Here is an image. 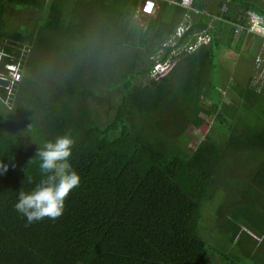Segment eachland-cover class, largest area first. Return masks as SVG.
I'll use <instances>...</instances> for the list:
<instances>
[{
  "label": "trees",
  "instance_id": "obj_1",
  "mask_svg": "<svg viewBox=\"0 0 264 264\" xmlns=\"http://www.w3.org/2000/svg\"><path fill=\"white\" fill-rule=\"evenodd\" d=\"M137 1L0 0V162L8 165L0 172V264L264 261V81L230 80L219 57L243 49L264 61V39L252 33L245 45L246 30H233L247 10L264 16V0L221 1L224 10L211 12L193 0L190 32L208 42L152 75L150 57L183 9L171 8L169 20L158 12L143 27L133 19ZM11 63L21 74L14 85ZM189 127L203 136L192 148ZM66 134L80 185L59 218L28 224L14 207L19 191L41 179L38 149ZM235 172L253 191L249 217L248 192L225 185ZM218 192L229 196L208 242L202 221ZM246 220L248 244L239 227Z\"/></svg>",
  "mask_w": 264,
  "mask_h": 264
},
{
  "label": "clouds",
  "instance_id": "obj_2",
  "mask_svg": "<svg viewBox=\"0 0 264 264\" xmlns=\"http://www.w3.org/2000/svg\"><path fill=\"white\" fill-rule=\"evenodd\" d=\"M224 1L228 2L229 0ZM167 2L169 4L177 5L178 7L183 9L182 20L173 30L172 37H168V39L164 43H162V48H160L152 57H150L155 62L150 75L157 73L163 66L168 65L169 61L172 60L180 51L184 50L187 52H191L201 44H206L209 40L208 35H206L203 31L190 32L192 28V21H190L191 18L186 14V12L192 9L193 0L191 1V5L189 8L183 7L180 4V0H167ZM156 5L157 0H155V8ZM141 6L137 11V15H142L141 17H144L152 14L143 13L141 11ZM223 7L224 4L220 9L222 10ZM247 11L244 14V24L246 22ZM238 24L240 23H237L235 25V28L233 29L234 33ZM178 27H184V30L180 35L176 33ZM184 35H188L191 37L189 38V40H185L184 42H182V38ZM199 37H201V39H199ZM189 45H195L194 49L188 50L187 47ZM165 48H168L169 52L167 58L164 61H161V57L165 54ZM256 58L257 56L255 57V59ZM262 62L264 61L262 60L259 63L262 64ZM259 63H257V65L261 66V64ZM6 69L8 70V73L6 74L7 79L11 80V84L17 83L19 79L15 81L12 80V72L16 71L17 76L19 77L18 66L15 63H11L6 65ZM263 70L264 66L262 67L260 72L258 70V74H260V81L253 83L252 79V85H258L262 81H264ZM250 77L252 78V76ZM73 145V138L71 137V135L66 134L57 137L54 141L46 142L43 148L38 149V151L36 152V155L40 159L39 168L42 173L41 179L35 184L34 188L30 192L20 190L18 194V201L14 205L15 209L27 218L28 224L40 221L45 217L52 220L59 218L64 212L66 198L74 188L80 185V176L72 168V165L69 162V158L72 155ZM7 170L8 165L0 162V172H7ZM28 183H33L31 177L28 178Z\"/></svg>",
  "mask_w": 264,
  "mask_h": 264
},
{
  "label": "rangeland",
  "instance_id": "obj_3",
  "mask_svg": "<svg viewBox=\"0 0 264 264\" xmlns=\"http://www.w3.org/2000/svg\"><path fill=\"white\" fill-rule=\"evenodd\" d=\"M218 0H206V3L208 4V7H210V3L212 2H216ZM138 18H140L142 15H137ZM145 22L141 21L139 23V25H144ZM251 32H246V35L248 36L245 39L244 44L249 43L250 41H252V37H250ZM122 50H120L119 52H121ZM243 51H245V53H243ZM241 51V53L239 52H235L232 49H225L223 52L220 53V58H221V63L225 64V67L228 70V74L229 75H233L231 79H233L234 77H236V79L241 80V75L240 74H250V76H252L253 79V83L259 82L260 81V74H258V70L259 72L261 71L262 67L264 66V62L259 63L260 62V58L257 57L256 59L252 58L249 53L247 52V50H243ZM126 56H131L132 53V49H129L126 53ZM258 56V55H256ZM126 64H128L129 66H131L134 61L133 59H126L124 61ZM257 63L261 64V66H258ZM9 67V66H7ZM222 73H225L224 70H222ZM11 76V75H10ZM9 76V77H10ZM11 79V78H10ZM17 79H21V74L19 75V77L17 76L16 71L12 72V80H17ZM11 81V80H10ZM218 84L221 87V82L218 80ZM11 85H14L13 83ZM12 92V91H11ZM225 93V91L223 92V94ZM8 94V92H7ZM225 99L227 100V97H225ZM207 105V103L205 104ZM209 122V121H208ZM187 134L189 135V142L187 147L188 148H192L194 147L198 141L203 137L201 134L200 129H196V128H192L189 127L187 129ZM230 174H228L229 176ZM232 176H234V179H231L230 181H226L225 185H229L231 187H228L227 191L229 192H233L234 190H239V191H243L246 190L248 192V197L246 198V200L242 203L243 205L247 206L248 208H250L248 210L247 213V217H249V213L250 210H252V208L255 209V205H250V201L253 197V191L251 189V187L248 185L246 180H242L243 177L240 176H244L243 174H240V172H235L233 174H231ZM218 177V176H217ZM220 179V181L223 180V177L220 176L218 177ZM259 191L256 195V197H258ZM229 195H226L224 192H218L216 193V200H214V205L211 207H207L205 208L206 213L203 216V228L201 230L202 236L209 242V240H213L214 236L216 238V236H218V231L219 228L221 226V223L224 221L223 219H218L216 222L214 221L215 219V212L219 211L220 208L222 207V204L224 202V200L228 197ZM262 200H264V198H262ZM237 200H233V203L230 207V209L228 211H232L234 210V208L238 207V205H236ZM263 202V201H262ZM259 208H257L258 210ZM264 215V210L261 212V217ZM261 220V219H260ZM251 223L249 220L246 221H242L239 223V227H240V231L243 232L242 234V242L244 244H248L249 243V238L247 236L244 235V232H248L251 233L253 230L250 227ZM257 238V240L260 239V237L255 236ZM222 243V242H221ZM221 244H219L218 247H220ZM264 254V250L263 253ZM254 264H264L263 258L261 256H259V258H257V260L254 262Z\"/></svg>",
  "mask_w": 264,
  "mask_h": 264
},
{
  "label": "built area",
  "instance_id": "obj_4",
  "mask_svg": "<svg viewBox=\"0 0 264 264\" xmlns=\"http://www.w3.org/2000/svg\"><path fill=\"white\" fill-rule=\"evenodd\" d=\"M191 1L192 0H180V4L185 8H189L191 5ZM154 8H155V0H144L141 6V11L143 13L151 14L153 13ZM223 9L224 7L222 8V10ZM243 28L246 30V32L259 34L264 38V16L255 11L248 10L247 15H246L245 24L244 25L238 24L235 29L236 35H239L240 31ZM183 30H184V27H178L176 33L180 35L183 32ZM199 39H201V37H199ZM194 47L195 45H189L187 49L192 50L194 49ZM257 57H259L260 61H262L260 56H257Z\"/></svg>",
  "mask_w": 264,
  "mask_h": 264
},
{
  "label": "crops",
  "instance_id": "obj_5",
  "mask_svg": "<svg viewBox=\"0 0 264 264\" xmlns=\"http://www.w3.org/2000/svg\"><path fill=\"white\" fill-rule=\"evenodd\" d=\"M202 1H203L204 5L206 6V7H205V10H206L207 12H211L212 10H213V11L220 10V8H221V6H222V4H223L222 2H224V0H218V1H216V2H212V3H210V7H208V4L206 3V0H202ZM221 1H222V2H221ZM137 2H138V3H137V9H136V11H135V13H134V15H133V19H134L137 23H140L141 21H144L145 24L143 25V27H145V25H146V19L149 18V17H153V16H155V14H157L158 12H162L164 15L168 16V17H165V18L169 20V19L171 18V16H172L173 12H174L173 10H171V8H175V11H178V9H177L178 6H177V5L169 4V3L167 2V0H157L156 8H155L154 12H153L151 15H147V16H144V17H140V18H138V16H137V11H138V9L140 8V6H141L143 0H138ZM220 3H222V4H220ZM179 8H180V7H179ZM160 9H163V11H160ZM175 14H176V12H175ZM182 14H183V11H182ZM172 20H173V19H172ZM174 20H176V22L174 23V29H175L176 26H178L179 22L182 20V15H181V17H179L178 14L175 15V19H174ZM190 21H192V20H190ZM192 23H193V22H192ZM193 31H195V29H194ZM169 37H172V34H171ZM190 37H191V36H188V35L186 36V35H184L183 38H182V42H184L185 40H189ZM241 51H243V49H241ZM241 51H239V53H241ZM155 53H156V52H155ZM155 53H154V54H155ZM243 53H245V51H243ZM154 54H152L151 57H152ZM247 75L250 76L249 72H248ZM237 80L240 81V83L242 82V81L239 80V79H237Z\"/></svg>",
  "mask_w": 264,
  "mask_h": 264
}]
</instances>
